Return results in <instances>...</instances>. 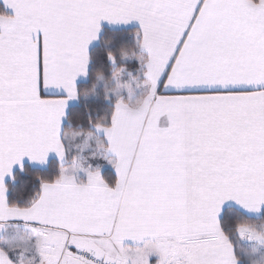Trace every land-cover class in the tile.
Returning a JSON list of instances; mask_svg holds the SVG:
<instances>
[{
	"label": "snow or ice",
	"instance_id": "obj_1",
	"mask_svg": "<svg viewBox=\"0 0 264 264\" xmlns=\"http://www.w3.org/2000/svg\"><path fill=\"white\" fill-rule=\"evenodd\" d=\"M0 264H264V0H0Z\"/></svg>",
	"mask_w": 264,
	"mask_h": 264
}]
</instances>
